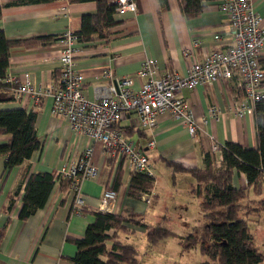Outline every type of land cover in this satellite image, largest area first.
<instances>
[{
    "label": "crops",
    "instance_id": "obj_1",
    "mask_svg": "<svg viewBox=\"0 0 264 264\" xmlns=\"http://www.w3.org/2000/svg\"><path fill=\"white\" fill-rule=\"evenodd\" d=\"M22 1L0 0V30L4 31L8 39L56 37L63 36L67 31L76 32L80 29L82 16L97 10L96 2L91 0L74 3L54 0L35 4ZM136 1L138 9L135 13L117 16L125 21L111 29L108 42L79 46L76 68L84 75V92L90 99L96 96L100 86L136 74L148 58L155 59L162 70L185 74L190 64L204 58L206 51L233 44L229 19L219 7L220 0L209 2L195 18H187L183 14L179 0H168V9L162 7L160 0ZM251 2L264 22V0ZM215 35L220 37L216 39ZM195 40L199 41V45H194ZM62 51L63 46L58 42L35 47L16 46L11 50L6 77H13L18 83L28 73L34 87L56 85L61 75L58 57ZM261 60L264 67V52ZM110 70L112 79L105 75ZM146 79L134 76V87L139 88ZM237 80L235 74L229 85L221 81L184 89L185 103L197 125L196 136L190 134L184 121H178L168 113L160 116L154 128L134 126L132 119L136 115L130 113L120 120L118 128L146 152L153 168L156 163L165 164L172 171L174 168L170 162L180 164L185 169L204 168L205 153H213L211 147L214 141L222 145L235 142L246 148H259L255 113L239 117L228 111L231 97L237 91ZM212 104H217L223 110L218 119L207 115V108ZM52 106L51 95L38 103L29 94L16 99L10 91L0 89V110L23 108L37 112V129L42 148L30 159V172L60 173L63 168L78 161L87 148H94L92 161L97 167V175L83 181L81 189L87 210L84 213L73 211L74 194H68L62 205L61 200L65 195L57 183L45 207L21 220L19 213L25 191L24 170L18 166L7 173L6 157L0 156V264H73L69 258L75 256L78 247L72 239L84 237L88 225L94 220L91 210H100L104 191L114 189L117 178H121L118 191L122 192L118 214L134 216L143 221L147 219L146 223H155L156 220V216L149 213L159 199L155 170L156 180L150 189L153 201L147 204L142 197L130 193L133 172L125 165L123 156L106 149L101 141L74 133L65 118L52 112ZM11 137V134L0 133V144L9 142ZM151 142H154L153 146H149ZM220 151L213 153L218 163ZM180 173L187 177L185 191L189 196L197 197L200 204L201 199L190 192L195 178L189 172ZM173 175L170 176L172 183L175 182L176 173ZM234 185H247L244 173L236 175ZM17 192L12 209H8L12 196ZM187 204L189 200L175 203L173 219L184 217L182 212L176 214L179 208L183 209ZM196 218L203 224L201 210ZM185 219L189 221L188 214ZM127 226L133 232L146 234V229L138 225L127 223ZM120 239L127 242L121 235ZM182 251L190 252L183 248Z\"/></svg>",
    "mask_w": 264,
    "mask_h": 264
},
{
    "label": "trees",
    "instance_id": "obj_2",
    "mask_svg": "<svg viewBox=\"0 0 264 264\" xmlns=\"http://www.w3.org/2000/svg\"><path fill=\"white\" fill-rule=\"evenodd\" d=\"M49 1L54 0H23L22 3ZM69 1L74 3L90 0ZM91 1L96 2V12L84 14L80 29L74 32L79 46L95 45L100 41L108 42L112 34L111 29L125 21L116 15L117 0ZM213 1L217 0H179V3L187 18H195ZM160 2L163 8H169L168 0ZM61 38L62 36H37L12 40L0 30V89L10 91L9 84L3 80L14 47H35L58 42ZM255 116L259 148H246L239 143L226 142L221 147L219 163L211 152L205 153L204 168L185 169L180 164L169 163L174 168V175L176 172H189L195 178L190 192L201 199L204 222L198 235L187 233L180 238L184 251H190L200 243V252L209 258L202 264H260L264 261V254L256 245L248 221L250 215L259 216L264 212V100L256 103ZM0 133L12 136L9 142L0 144V156L6 157V172L9 173L18 166L24 170L25 191L19 218L25 220L36 210L45 207L57 183L65 195L61 204H65L66 196L73 194L71 179L52 171L30 172V159L42 148L37 129V112L23 108L0 110ZM238 173L245 174V187L234 185ZM120 179H116L113 187L115 190L121 185ZM154 181V176L142 171L135 172L130 184V193L141 197L144 192L150 190ZM251 192L259 199L253 198L244 204L245 200L250 199ZM17 194L18 192L12 196L8 209H12ZM86 210L84 207L81 213ZM91 213L94 220L88 225L84 237L72 239L78 247L75 256L69 258L73 264H139V250L136 246L120 239L122 233L134 231L127 223L146 229L150 243L175 234L158 227L151 229L146 222L134 216L103 210H91Z\"/></svg>",
    "mask_w": 264,
    "mask_h": 264
},
{
    "label": "built area",
    "instance_id": "obj_3",
    "mask_svg": "<svg viewBox=\"0 0 264 264\" xmlns=\"http://www.w3.org/2000/svg\"><path fill=\"white\" fill-rule=\"evenodd\" d=\"M116 3L117 16L135 13L138 9L136 0H117ZM219 7L229 19L233 44L206 51L204 58L190 64L185 74L162 70L155 59L148 58L136 74L100 86L96 96L90 99L84 92V75L76 68L77 35L67 31L58 41L63 51L58 57L61 75L56 85L34 87L28 73L21 82L17 83L18 80L10 76L5 77L3 82L9 84L10 94L16 99L29 94L41 103L47 95L53 96L52 112L65 118L74 133L101 141L106 149L120 153L133 173L142 171L155 178L146 152L118 128L120 120L126 115H136L132 119L134 126L154 128L160 116L168 113L174 119L184 121L190 134L196 136L197 125L185 103L184 89L221 81L229 85L235 74L238 77L237 91L231 97L229 112L239 117L254 114L256 103L264 100V67L261 60L264 52L263 17L254 9L251 0H220ZM219 37L215 35L216 39ZM194 45H199V41L195 40ZM105 75L113 78L111 70ZM136 75L147 77L139 88L134 87ZM222 114L223 110L217 104L207 108L209 118L218 119ZM153 145L154 142H151L149 146ZM222 146L214 141L211 151L215 153ZM93 152V147L87 148L78 161L60 172L71 179L73 211L76 213H81L85 207L81 195L83 181L97 175V167L92 161ZM121 194L115 189L105 190L100 210L119 213ZM141 197L147 204L153 201L151 190Z\"/></svg>",
    "mask_w": 264,
    "mask_h": 264
},
{
    "label": "rangeland",
    "instance_id": "obj_4",
    "mask_svg": "<svg viewBox=\"0 0 264 264\" xmlns=\"http://www.w3.org/2000/svg\"><path fill=\"white\" fill-rule=\"evenodd\" d=\"M153 169L157 176L159 199L157 198L154 206L149 211L150 214L156 216L155 223L148 222L147 225L151 229L158 227L175 234L161 238L156 243H150L147 233L143 234L140 231L124 232L121 237L137 246L139 264H202L206 262L209 258L200 252V243L190 252L182 251L183 243H181L182 239L180 236L187 233L198 235L202 226V222L196 218L199 210H201L199 200L197 197L189 196L187 191H185L188 184L187 177L182 175L183 173L176 172L175 182L172 183L173 179L170 180V176L171 174L173 175V171L168 166L156 163ZM253 198L256 199L257 195L251 192L250 199L245 200L244 204H247ZM184 200H189V204L183 209L179 208L176 214L179 215L182 212L184 217L178 216L177 219H173V216H175L173 206L176 202ZM187 214L189 221L185 219ZM249 217V226L254 235L256 245L260 252L264 254V212L259 216L250 215ZM144 222H147V219ZM260 264H264V261Z\"/></svg>",
    "mask_w": 264,
    "mask_h": 264
}]
</instances>
